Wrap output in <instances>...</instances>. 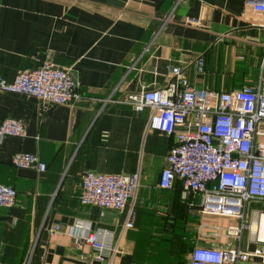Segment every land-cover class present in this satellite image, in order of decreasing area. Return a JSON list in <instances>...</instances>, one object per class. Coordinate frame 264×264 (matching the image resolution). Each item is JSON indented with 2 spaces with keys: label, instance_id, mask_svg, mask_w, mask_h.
<instances>
[{
  "label": "crops",
  "instance_id": "1",
  "mask_svg": "<svg viewBox=\"0 0 264 264\" xmlns=\"http://www.w3.org/2000/svg\"><path fill=\"white\" fill-rule=\"evenodd\" d=\"M245 1L0 0V77L10 82L47 61L68 70L80 98L42 108L33 98L0 92V122L16 119L25 129L22 138L0 140V185L15 192L14 204L0 209V264H98L77 220L112 233L111 264H185L193 247L236 246L226 235L235 220L201 215L176 181L158 188L173 137L146 128L148 110L100 101L163 88L172 67L182 68L196 91L255 87L264 14ZM199 58L202 73L195 70ZM17 152L37 156L44 172L14 168L9 160ZM86 171L137 174L130 229L122 228L126 209L100 213L79 204ZM254 208L261 204L245 210ZM263 219L251 226L260 240ZM245 238L240 247L251 250ZM176 245L181 257L166 253Z\"/></svg>",
  "mask_w": 264,
  "mask_h": 264
},
{
  "label": "built area",
  "instance_id": "2",
  "mask_svg": "<svg viewBox=\"0 0 264 264\" xmlns=\"http://www.w3.org/2000/svg\"><path fill=\"white\" fill-rule=\"evenodd\" d=\"M247 6L264 14V0H246ZM203 60L195 62L197 73ZM262 77L255 87L244 86L231 93L194 90L182 76V68L169 69L170 81L160 89L141 91L119 98L108 96L100 103L124 105L134 113L148 110L146 128L173 137L160 171L158 188L168 189L179 183L182 197L197 201L201 215L235 220L226 235L236 246L228 249L193 247L185 264H264V238H257L264 216V63ZM0 92L33 98L42 108L69 106L80 98L67 69L42 62L33 70L20 71L10 82L0 77ZM24 125L16 119L0 122L3 137L22 138ZM16 169H30L41 174L45 166L38 157L17 152L10 157ZM137 174L127 176L84 172L80 177L78 201L101 213L126 209L123 229L133 222V205L138 187ZM15 202L11 187L0 185V209ZM249 202H259L261 209L246 211ZM84 232V242L98 264H111L116 253L113 235L103 229L91 230L87 222L77 220ZM251 250L240 247L242 235Z\"/></svg>",
  "mask_w": 264,
  "mask_h": 264
},
{
  "label": "trees",
  "instance_id": "3",
  "mask_svg": "<svg viewBox=\"0 0 264 264\" xmlns=\"http://www.w3.org/2000/svg\"><path fill=\"white\" fill-rule=\"evenodd\" d=\"M177 246V248H175V249H170V250H167L166 251V253L168 254V255H170V256H173V257H177L178 255H177V251L181 248V247H179L178 245H176ZM182 250H184L183 248H181ZM180 264H182V263H180Z\"/></svg>",
  "mask_w": 264,
  "mask_h": 264
},
{
  "label": "rangeland",
  "instance_id": "4",
  "mask_svg": "<svg viewBox=\"0 0 264 264\" xmlns=\"http://www.w3.org/2000/svg\"><path fill=\"white\" fill-rule=\"evenodd\" d=\"M264 127V126H263ZM236 224V223H235ZM183 252H184V250H182L181 248L177 251V255L178 256H182L183 255Z\"/></svg>",
  "mask_w": 264,
  "mask_h": 264
},
{
  "label": "bare ground",
  "instance_id": "5",
  "mask_svg": "<svg viewBox=\"0 0 264 264\" xmlns=\"http://www.w3.org/2000/svg\"><path fill=\"white\" fill-rule=\"evenodd\" d=\"M262 217V216H261ZM260 217V218H261ZM259 221H260V219H259ZM262 221H264V219L262 220ZM264 225V224H263ZM252 226V225H251ZM263 228V227H262ZM251 230H252V228H251ZM257 238H258V232H257ZM259 239V238H258ZM260 240V239H259Z\"/></svg>",
  "mask_w": 264,
  "mask_h": 264
}]
</instances>
